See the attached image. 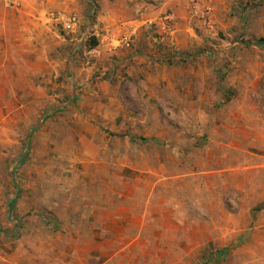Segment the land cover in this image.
<instances>
[{"label":"rangeland","instance_id":"1","mask_svg":"<svg viewBox=\"0 0 264 264\" xmlns=\"http://www.w3.org/2000/svg\"><path fill=\"white\" fill-rule=\"evenodd\" d=\"M157 1L0 0V264H264V0Z\"/></svg>","mask_w":264,"mask_h":264},{"label":"crops","instance_id":"2","mask_svg":"<svg viewBox=\"0 0 264 264\" xmlns=\"http://www.w3.org/2000/svg\"><path fill=\"white\" fill-rule=\"evenodd\" d=\"M188 1L189 0H158L155 5H148L147 8H144V10H142L143 21L153 19L152 18L154 16L153 14L158 15L160 12L165 13L166 11L171 12V14H169V16H171V15L175 16L176 22L174 25L173 32L169 35L168 38H165V41L163 44H168V42H170V41H174L177 44V42H178L177 38L179 37V32L181 33V30L185 27V23L188 20V9H187V5L189 4ZM149 6H151V7H149ZM139 7H140V11H141V6H139ZM139 7H137V9H139ZM146 9H152V10L151 11L149 10L148 13H145ZM135 23L137 24L138 22H135ZM138 33H140V29L137 30V34ZM13 199H15V197H13L11 200H13ZM39 257L42 258L43 257L42 254L39 255ZM53 257H54V259H56V256L53 255ZM58 258H61V257H58ZM66 260L67 261H73V262L82 261L81 259L72 260V259H70V257H69V259L67 258Z\"/></svg>","mask_w":264,"mask_h":264},{"label":"trees","instance_id":"3","mask_svg":"<svg viewBox=\"0 0 264 264\" xmlns=\"http://www.w3.org/2000/svg\"><path fill=\"white\" fill-rule=\"evenodd\" d=\"M257 41H258V43H260V44H261L262 42H264V41H263V38H258ZM13 201H14V199L11 200V201L9 202V204L11 205Z\"/></svg>","mask_w":264,"mask_h":264}]
</instances>
